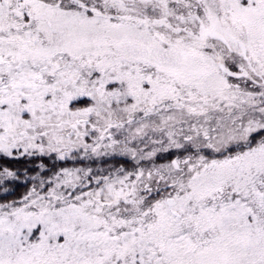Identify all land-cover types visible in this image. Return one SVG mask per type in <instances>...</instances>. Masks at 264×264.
Wrapping results in <instances>:
<instances>
[{
    "label": "snow or ice",
    "instance_id": "snow-or-ice-1",
    "mask_svg": "<svg viewBox=\"0 0 264 264\" xmlns=\"http://www.w3.org/2000/svg\"><path fill=\"white\" fill-rule=\"evenodd\" d=\"M0 264H264V0H0Z\"/></svg>",
    "mask_w": 264,
    "mask_h": 264
}]
</instances>
